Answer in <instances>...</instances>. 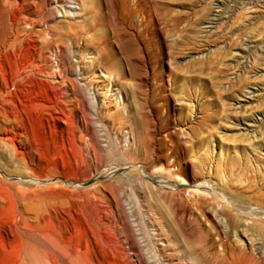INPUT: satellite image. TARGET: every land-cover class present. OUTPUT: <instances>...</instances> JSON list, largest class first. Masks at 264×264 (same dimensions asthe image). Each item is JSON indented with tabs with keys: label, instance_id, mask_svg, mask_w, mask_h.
Masks as SVG:
<instances>
[{
	"label": "rangeland",
	"instance_id": "1",
	"mask_svg": "<svg viewBox=\"0 0 264 264\" xmlns=\"http://www.w3.org/2000/svg\"><path fill=\"white\" fill-rule=\"evenodd\" d=\"M74 1L0 0V264H264L260 219L189 193L264 208V150L235 125L264 63L233 59L264 44V5Z\"/></svg>",
	"mask_w": 264,
	"mask_h": 264
},
{
	"label": "bare ground",
	"instance_id": "2",
	"mask_svg": "<svg viewBox=\"0 0 264 264\" xmlns=\"http://www.w3.org/2000/svg\"><path fill=\"white\" fill-rule=\"evenodd\" d=\"M153 1V0H152ZM233 2V6H236V4L238 3H242L240 2V0H232ZM245 1V0H244ZM250 1L253 0H248L247 3H249ZM135 7L140 9V12L142 11V14L145 15L146 18H148V16H152L153 12V5H151V1L150 0H133ZM128 3V2H127ZM251 3V2H250ZM258 3H262L264 5V0H258ZM226 4V3H225ZM244 3H242L243 5ZM239 5V4H238ZM247 5V4H245ZM228 7V5H226ZM215 10L212 14V17H209V19L206 21L207 26L209 28H212L216 23H219L220 21H222L224 18H226L227 15V10L225 9L224 6V2L220 5H215ZM71 8L73 10V12H78L79 9V5L76 1L72 0V5ZM143 17V16H142ZM145 18V19H146ZM148 24V23H147ZM143 27V26H142ZM242 50H239L240 52H236V54L234 53V61H236L239 65L238 69H240L242 66H244V58L248 57L246 56L247 54H244L246 51H252L253 50V55H255V60L257 61H261L262 63H264V44H256L254 43V40H252L251 38H249L248 42H245L244 45H242L241 47ZM170 50V49H169ZM246 52V53H247ZM208 55V54H207ZM212 56V55H211ZM254 58V57H252ZM259 58V59H258ZM254 60V59H253ZM246 68V67H245ZM241 70V69H240ZM246 70V69H245ZM255 71V70H254ZM261 70H257L254 72V74L259 73ZM238 73V72H237ZM249 73V72H248ZM244 74V73H243ZM247 74V73H246ZM143 81L146 82L147 78L144 77ZM158 84V82H157ZM259 86V85H258ZM157 87V86H156ZM158 90V89H157ZM260 87H255L253 88L251 91H248L247 93H249L250 95V99L247 102H252V100L255 98L252 95H255L259 92ZM159 91V90H158ZM157 91V92H158ZM3 92V90H0V94ZM116 92V91H115ZM4 93V92H3ZM3 95V94H2ZM1 95V96H2ZM120 96V95H119ZM248 96V94H247ZM142 97V96H141ZM184 97V96H182ZM254 97V98H253ZM3 98V96H2ZM189 99V98H188ZM191 100V99H190ZM255 100V99H254ZM4 101V99H3ZM237 107L236 110L238 109V106H240V101L237 102ZM251 104V103H250ZM244 105V104H243ZM242 105V106H243ZM245 106V105H244ZM259 106V105H258ZM250 107V106H249ZM192 108V107H191ZM230 108V107H229ZM232 108V107H231ZM192 110V109H191ZM251 110V109H250ZM258 111V112H256ZM233 112V110H232ZM236 112V111H235ZM249 113H247L246 115H241L239 118L240 120H238V118H236L235 120V125L240 127V134L243 135L245 134V136H248V139L250 140L248 142V146L247 148H250L253 152L259 151L262 152V150H264V105L260 108H256L252 109L251 111H248ZM192 113V111L190 112ZM230 113V111H229ZM227 113V114H229ZM210 113H208L207 115H209ZM232 114V113H231ZM241 114V113H240ZM180 115H182L180 113ZM234 115V114H233ZM205 116V115H204ZM236 116L239 117V113L236 114ZM230 116H226V118ZM208 118V117H207ZM223 118L225 119L224 115ZM223 121V120H222ZM234 122V121H233ZM232 122V123H233ZM221 124V123H220ZM239 130V129H238ZM216 133V132H215ZM236 137V135L234 136ZM134 139V138H133ZM221 139V138H220ZM223 139V138H222ZM242 139V138H241ZM135 140V139H134ZM246 141V140H245ZM130 146V145H129ZM235 146V145H234ZM238 147V146H237ZM208 149V148H207ZM209 150V149H208ZM222 152V150L220 151ZM235 152V151H234ZM223 153V152H222ZM239 153V152H238ZM221 155V154H220ZM223 155H221L222 157ZM261 156V155H260ZM194 161V160H193ZM239 165V164H238ZM241 165V164H240ZM251 165V164H250ZM241 168V167H240ZM140 171L142 174L146 173V171L143 169V167H140ZM178 176V175H177ZM223 177H221L222 179ZM225 178V177H224ZM220 179V180H221ZM180 179H172V178H167L164 179L163 181H161L163 183V185L166 187H170L173 189H176L179 186H182L185 183V180L183 181H179ZM224 181V179H222ZM187 182V181H186ZM197 184H199V186L197 187V185L193 184V187L191 189H189V193H193L194 195L197 193H203L206 195H209L211 200L216 199L219 203V206L216 208V204L214 206H211L210 208L215 210L214 213H216V216H219V209L221 210H225V211H229V213H233L235 214L236 212L240 211H248L254 218L256 219H260L261 221V225H260V235L258 238H256L255 240H257L256 242V246H255V250H257L258 253L264 255V208H260V207H254L251 205H247L246 203H242L243 201L239 200V198L237 197H233L228 195L223 189H217L215 190L214 186L212 183H209L206 180L203 181H196ZM226 182V181H225ZM224 182V183H225ZM195 183V182H194ZM196 184V183H195ZM227 185V184H226ZM229 189V188H228ZM166 192V191H165ZM181 192V191H180ZM237 192V191H236ZM235 192V193H236ZM235 195V194H233ZM196 198V197H195ZM243 198V197H242ZM203 201V200H202ZM200 201V199H196V201L193 203L194 206L200 211L201 214L204 213V202ZM249 202V201H248ZM222 204V206H221ZM210 205V204H209ZM206 208V207H205ZM191 210V209H189ZM235 212V213H234ZM206 213V212H205ZM246 213V212H245ZM204 215V214H203ZM221 216V215H220ZM225 217V216H223ZM226 218V217H225ZM234 218V217H233ZM236 218V217H235ZM247 218V217H246ZM259 232V231H258ZM242 239V238H241ZM248 240V239H247ZM255 252V253H257ZM257 253V254H258ZM24 256V255H23ZM254 264H258L257 262Z\"/></svg>",
	"mask_w": 264,
	"mask_h": 264
}]
</instances>
